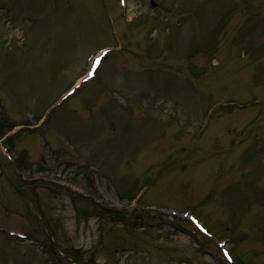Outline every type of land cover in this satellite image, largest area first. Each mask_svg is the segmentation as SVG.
I'll use <instances>...</instances> for the list:
<instances>
[{
    "label": "rangeland",
    "instance_id": "374dc122",
    "mask_svg": "<svg viewBox=\"0 0 264 264\" xmlns=\"http://www.w3.org/2000/svg\"><path fill=\"white\" fill-rule=\"evenodd\" d=\"M154 1L0 0V159L73 261L264 264V0ZM0 264H71L1 170Z\"/></svg>",
    "mask_w": 264,
    "mask_h": 264
},
{
    "label": "water",
    "instance_id": "95a60500",
    "mask_svg": "<svg viewBox=\"0 0 264 264\" xmlns=\"http://www.w3.org/2000/svg\"><path fill=\"white\" fill-rule=\"evenodd\" d=\"M1 169L4 171L5 175L7 176V178L10 180L11 184L15 187V189L20 192L21 196H24L20 186L18 185V183L16 182V180L14 179V177L12 176L11 172L5 168L4 166L1 165ZM38 218V217H37ZM40 228L45 231L47 234L48 232L46 231L45 227L43 225L40 226ZM49 236V234H48ZM50 237V236H49Z\"/></svg>",
    "mask_w": 264,
    "mask_h": 264
},
{
    "label": "bare ground",
    "instance_id": "6f19581e",
    "mask_svg": "<svg viewBox=\"0 0 264 264\" xmlns=\"http://www.w3.org/2000/svg\"><path fill=\"white\" fill-rule=\"evenodd\" d=\"M102 62H103V60L101 61L100 65L97 67V70H98V68L101 66ZM95 76H96V74H95ZM95 76H94V77H95ZM94 77H93V78H94ZM74 97H75V96H74Z\"/></svg>",
    "mask_w": 264,
    "mask_h": 264
}]
</instances>
